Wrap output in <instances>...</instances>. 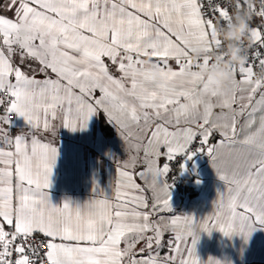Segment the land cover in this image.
Instances as JSON below:
<instances>
[{
	"label": "snow or ice",
	"instance_id": "1",
	"mask_svg": "<svg viewBox=\"0 0 264 264\" xmlns=\"http://www.w3.org/2000/svg\"><path fill=\"white\" fill-rule=\"evenodd\" d=\"M241 13L247 63L221 88L202 69L223 44L217 25ZM261 70L264 0H0V264H201V231L249 239L264 226ZM100 111L131 153L114 196L57 207L58 150L43 137ZM17 117L26 126L13 133ZM197 150L228 185L201 223L171 215L161 182Z\"/></svg>",
	"mask_w": 264,
	"mask_h": 264
},
{
	"label": "crops",
	"instance_id": "2",
	"mask_svg": "<svg viewBox=\"0 0 264 264\" xmlns=\"http://www.w3.org/2000/svg\"><path fill=\"white\" fill-rule=\"evenodd\" d=\"M145 67L151 74L152 65L145 62ZM218 67L209 66L202 71L209 76L208 73ZM101 115L104 116V129L100 124ZM55 125L56 131L43 137L58 150L51 186L47 189L52 204L57 207H62L65 202L84 205L104 195L113 197L112 186L118 178V167L131 154L117 126L103 111L94 114L84 129L72 131L62 127L59 120ZM25 126L26 121L17 117L12 131L17 133ZM242 139L243 133H239L237 140ZM235 147L239 149L241 146L237 143ZM205 155V161L197 160L187 166L197 184V194L183 200L179 196L173 199L171 215L191 216L201 223L215 214L221 194L227 196L228 185L218 176L210 156ZM138 170H142L139 165ZM165 181L166 177H161V182ZM137 182L144 184L139 179ZM145 194L150 195V192ZM199 236L196 252L201 264H208L210 258L221 264H264V226H257L247 240L241 235L226 236L216 229L211 234L201 231Z\"/></svg>",
	"mask_w": 264,
	"mask_h": 264
},
{
	"label": "built area",
	"instance_id": "3",
	"mask_svg": "<svg viewBox=\"0 0 264 264\" xmlns=\"http://www.w3.org/2000/svg\"><path fill=\"white\" fill-rule=\"evenodd\" d=\"M235 18V17H234ZM234 21V20H233ZM233 24V23H232ZM232 24L223 26L218 24L216 29V35L223 41L222 46H219V52L214 54L215 64L212 66H221V64L229 61L230 49L236 43L228 35V30L232 27ZM235 68V67H234ZM256 82L260 83L264 81V70L258 71L256 73ZM206 152L197 150L195 155L191 156V159L187 157H181L177 161L171 162V170L168 173L166 179L168 183L172 185V188L181 196H187L194 194L196 192V185L191 181V174L187 168L190 163L195 162L197 159H202ZM186 165V170L183 167Z\"/></svg>",
	"mask_w": 264,
	"mask_h": 264
},
{
	"label": "clouds",
	"instance_id": "4",
	"mask_svg": "<svg viewBox=\"0 0 264 264\" xmlns=\"http://www.w3.org/2000/svg\"><path fill=\"white\" fill-rule=\"evenodd\" d=\"M248 16L245 13L236 15L232 27L228 30L227 35L236 43L230 49L229 61L221 64L220 67L212 69L208 75L213 78L216 85L221 88H226L232 80V69L237 66H244L247 63V51L242 41L248 40L247 34ZM250 46V45H249ZM196 55H199L197 52ZM151 66L150 61H146ZM151 78L159 81L163 79L162 74L153 68Z\"/></svg>",
	"mask_w": 264,
	"mask_h": 264
},
{
	"label": "rangeland",
	"instance_id": "5",
	"mask_svg": "<svg viewBox=\"0 0 264 264\" xmlns=\"http://www.w3.org/2000/svg\"><path fill=\"white\" fill-rule=\"evenodd\" d=\"M207 159V156L204 154V156H203V158L202 159H197L198 161H201V162H203V161H205ZM197 160H195V162H197ZM200 162V163H201ZM191 179V181L196 185V192L194 193V194H191V195H187V196H184V197H181L172 187H171V189H170V193H171V201L173 200V199H178V197L177 196H179L180 198H181V200H183V199H186V198H192V197H194L196 194H197V192H198V187H197V184L195 183V181H194V179H193V176L190 178ZM167 180V179H166ZM168 182V181H167Z\"/></svg>",
	"mask_w": 264,
	"mask_h": 264
},
{
	"label": "trees",
	"instance_id": "6",
	"mask_svg": "<svg viewBox=\"0 0 264 264\" xmlns=\"http://www.w3.org/2000/svg\"><path fill=\"white\" fill-rule=\"evenodd\" d=\"M100 118H101V120H100V121H101L100 124L102 125L101 127L104 129V128H105V127H104V124H103V123H104V116L101 115Z\"/></svg>",
	"mask_w": 264,
	"mask_h": 264
}]
</instances>
